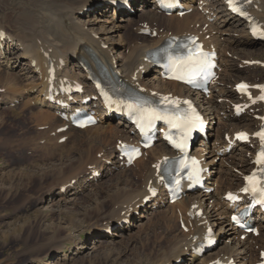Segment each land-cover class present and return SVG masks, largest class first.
Listing matches in <instances>:
<instances>
[{
    "label": "bare ground",
    "instance_id": "6f19581e",
    "mask_svg": "<svg viewBox=\"0 0 264 264\" xmlns=\"http://www.w3.org/2000/svg\"><path fill=\"white\" fill-rule=\"evenodd\" d=\"M243 1L248 4L251 16L263 24L264 27V0ZM47 2H51L52 4L60 3V5L57 4L59 7H52L50 5L47 8H37L36 11L40 14V20L37 21V24L32 25V27L21 26L19 28L20 32L16 35L6 32L2 22H0V33L5 34L7 37L3 42L2 36H0V81L3 82L1 85L8 89L7 94L5 93V100H9L11 103L22 98L25 100L27 98L26 95L36 91L30 104L32 105L34 103L33 105L40 107L39 114L46 118L54 115L63 126H66L67 122L55 114L53 106L47 102L45 97L49 75L48 66L50 64L54 65L56 69L55 76L57 78L67 77L65 76V74L69 73L67 65L68 63L74 62L79 70L74 66L73 75L67 78L70 80L76 78L86 84L87 73L83 68L87 64L92 68L90 62L93 60L92 58L102 59L109 68L114 66L116 63L115 60H118V69L121 75L131 84L138 82L148 90L157 91L159 95L160 93L165 95L173 94L195 99L204 111L206 117L214 123V134L211 135L210 133L208 140L203 141L196 148L199 154L207 158L208 165L213 167V176L210 178L208 184L214 188V192L210 194L200 192L194 196L188 195L177 204L170 205V208L167 210H164V207L161 208L165 202L161 194L153 201L151 206H158L157 213L155 214L161 215L162 220L167 223L165 227L169 233L176 230L173 223L177 216L179 219L181 217L183 218L189 228V233L186 234L187 232L185 233L183 230H180L171 239V247L170 249L168 248L169 250L167 249L164 256L157 260L153 258L152 260L149 259L150 264L178 263L187 256L185 249L186 247L192 248L194 238L197 235L201 236L204 234L206 223H210L216 228L218 227V233L221 235V238L227 235V244L223 251L216 255L203 256L202 258L191 255L188 259L190 264H209L217 258L222 257H228L229 259L235 258L238 264H258L260 262V255L256 254V248H264V216H259L258 228L259 230L262 229L259 237L255 238L250 235L246 241H243L240 238L241 234L229 222L233 207L225 199V195L228 192L239 193L241 191L243 177L253 168V160L257 153L258 144L257 142H253L252 147L249 145L243 146V149L240 151L244 158L240 164H237L234 161L233 153L235 151L233 148L236 146L230 149V141L222 136L224 132L233 139L236 133L242 131H247L253 135L259 130L261 124V121L257 117L264 116L261 106H259V111H254L253 114L243 116L240 119L233 115L232 110H229L230 100H233V103L244 102L237 97L234 91L235 85L239 81H244V79L239 78L238 74L239 79H235L229 73L232 65H228V61L230 60L225 58L227 52L226 43L231 41L233 43H242L246 46L256 47L258 44L252 40L250 34L251 24L232 14L228 10V6L224 0H183V8L185 10L193 9L194 11L191 14L178 16L177 12L181 11L179 9L170 17L158 14L155 11V0H105L104 2L92 1L87 3L86 0H31L28 3L30 6H33L32 3L47 4ZM137 5H141V13L138 18H131L132 16L128 15L125 19L122 18L120 20L122 24L114 25V29L105 28L103 34L93 30L90 24L91 22L87 23L83 21V15L88 14L90 11L94 14L99 12L107 13L105 11L106 9L112 10L114 8L113 20L116 10L117 15L128 13V11H132ZM142 5L148 8H143ZM124 7L128 9L126 10ZM199 8L202 9L203 14L197 11ZM201 16L205 17L206 22L202 21ZM112 20L107 23L113 24L114 21L112 22ZM215 21L218 24H215ZM144 23L147 24L146 27H144ZM201 23L203 25L210 23L209 31L203 32V35L212 34V36L211 40H205V43L208 48L214 47L218 50L220 65L223 68L221 80L210 87L208 98H205L200 93L189 91L176 82L164 81L160 76L161 70L154 69L152 71V64L146 60L149 52L158 48L172 35H185L188 32L199 35L202 30L197 25H201ZM137 24L138 28L137 26L135 27L137 34L133 36L129 34L121 36L123 38L122 40L130 43L125 54L119 55L113 50H108L103 47L107 40H109L110 34L121 33L122 31L126 32L132 25ZM216 27L218 28L217 31ZM148 28H151V33H156V36H153V34L152 36L138 35L142 30ZM215 31L216 33L213 35ZM232 32L236 34L233 35V38L231 35ZM261 50H264V48ZM249 60V62L238 66L235 71L246 75V81L250 82L252 86L264 83V58L254 56ZM61 61H63V64L60 63ZM16 70H20V73L13 72ZM151 71L154 75L147 77ZM23 83L27 84L24 87L20 86L24 85ZM86 85L87 87H85L84 93L79 95L71 105L80 107L82 106L83 99L91 98L94 95L93 87L91 85L88 86V84ZM15 96L18 99L13 100ZM84 106L94 109L91 101ZM95 107L96 111L103 113L101 103ZM101 119L102 121L104 120L102 124H109V128L113 132L112 137L118 138V141L134 140L135 137L132 135L133 129L129 128L124 118L115 122L118 125H123L122 128L125 129L123 131L115 126L114 128L110 127L115 119L112 114H102ZM235 122L237 125L244 123L245 129H238V131H236L237 129L235 131L231 130ZM102 124L84 130H78L72 127L69 129L81 133L98 128ZM210 129L212 130V128ZM169 153L170 151L163 145H157L146 153L148 156L151 154L153 158L151 165L148 166V172L142 176V185L130 193L125 190L122 192L121 197L123 198L118 204L119 216L117 219H114L113 216L106 219L105 228L118 226V231H126L130 227L120 228L121 225L119 222L124 217H127L128 214L132 216V220L136 219L134 213L139 206L144 210L148 208V205H143L144 199L149 196L148 186L159 185V176L156 175L155 168ZM111 154L110 166L120 167L121 161L119 160L117 151L115 150ZM143 158L145 159L146 156ZM227 159L230 160L228 164L229 169L227 173L222 174L220 169L222 170V165ZM141 161L140 159L135 164L141 163ZM105 170L102 169L98 172L101 173L102 171L104 173ZM225 178L229 180L228 183H225ZM116 197L118 199V196ZM196 206L197 209H194ZM101 207L103 208V205ZM129 209L134 213L130 212ZM192 210L195 213L198 210L205 212L202 217L192 220L188 216ZM122 214L123 216H121ZM175 214L177 215L176 217ZM223 230L225 232H222ZM66 259L67 256L51 264H60Z\"/></svg>",
    "mask_w": 264,
    "mask_h": 264
},
{
    "label": "rangeland",
    "instance_id": "374dc122",
    "mask_svg": "<svg viewBox=\"0 0 264 264\" xmlns=\"http://www.w3.org/2000/svg\"><path fill=\"white\" fill-rule=\"evenodd\" d=\"M29 1L31 0H0V22L6 32L16 35L21 26L32 27L37 24L40 20L37 8L60 5L47 2L32 3L33 6H30ZM92 1L105 0H86V3ZM137 10L139 7L133 10V18L140 15L141 12ZM105 11L107 13L95 14L90 11L83 15V21L91 22L93 30L103 34L105 28L114 29V25L122 24L120 20L130 15L122 13L112 20L113 10ZM201 19L206 22L204 16ZM111 20L114 21L113 24L107 23ZM215 24L218 22L215 21ZM136 26L138 28V24L132 25L126 32L110 34L105 49L113 50L119 55L125 54L130 43L122 40L121 36L137 34ZM231 35L233 38L236 34L232 32ZM262 48L264 45L250 47L231 41L226 43L228 55L225 58L230 60L228 65H232L229 71L232 77H245L235 70L249 62L251 57L264 58ZM239 57L240 61L237 60ZM69 64L68 70L76 67L74 62L70 66ZM76 69L79 70L78 67ZM13 72L20 73V70ZM149 74L147 77L154 75L152 71ZM65 76L68 77V74ZM2 83L0 81V264H51L66 256L67 259L60 264H150L149 259L163 257L171 247V239L180 231V219L175 214L173 224L176 230L169 233L165 227L167 223L162 220L161 215L155 214L158 206H151L153 203L147 204L146 210L141 208L144 214L135 216L138 209L135 211L136 219H133L134 224L128 226V230L120 232L118 226H115L116 232L113 234H106L104 231L106 219L110 216L117 219L119 216L118 204L122 201V192L125 190L130 193L142 185V176L151 165V154L147 160L142 158L141 163L128 168L129 170L119 169L121 166L112 167L111 152H115L118 138L112 137L109 124L81 133L70 129L60 132L64 126L54 115L46 118L39 114L38 105L30 104L36 91L26 95L25 100L22 98L20 102L15 100L11 103L5 100L8 89ZM25 84L20 86L24 87ZM15 97L13 100L18 99ZM231 102L233 100L229 101L230 111ZM244 125H237L235 122L231 130L245 129ZM114 126L121 131L125 130L115 122L110 127ZM214 129L212 128L211 135L214 134ZM63 137L69 139L64 143L56 142ZM242 147L237 151V146L233 148L237 164L244 158L240 151ZM227 161L220 169L222 174L228 172L230 160ZM102 169H106L102 177L96 179L92 176L94 171ZM113 169L116 171L112 172ZM72 181L77 183L70 187ZM228 182L225 178V183ZM64 186L69 188L63 194L60 190ZM169 206L164 207L163 204L161 208L167 210ZM155 207L157 208L152 210ZM129 211L132 212L131 209ZM225 244V241L220 242L207 256L219 254ZM185 250L187 252L190 247ZM184 258L185 262L182 264H190V257Z\"/></svg>",
    "mask_w": 264,
    "mask_h": 264
},
{
    "label": "snow or ice",
    "instance_id": "6c2138e0",
    "mask_svg": "<svg viewBox=\"0 0 264 264\" xmlns=\"http://www.w3.org/2000/svg\"><path fill=\"white\" fill-rule=\"evenodd\" d=\"M229 3H232V0H229ZM234 10H237V9H234ZM241 14L243 15V13ZM253 35H256V29H253ZM0 36H3V33H0ZM261 38H264V34L261 35ZM207 59L208 58L202 52H199V46H197L196 49L191 51L188 60L183 61V62H177V61L172 62V67L174 68V70L177 71V74L174 75L172 78L184 80L187 77V82H191V77L203 72L205 68L209 66L207 63ZM238 87L241 91H244L248 88V85L241 84ZM261 99H264V97H261ZM163 100L177 107L179 106V103H180V101L178 100L172 101L168 97H164ZM184 103H188V102L185 101ZM145 112H146L147 118L149 119L162 118L160 114L157 112V110L155 109H145ZM184 123H185V126L188 127L189 131L191 127L194 126V121L191 118L185 119ZM173 126H176V125H173ZM257 136L260 138L262 142H264V130L257 133ZM238 138L246 140L247 135L241 133ZM172 142L175 147L181 149L182 151L186 149V143H177L175 141H172ZM165 163H168L167 160L165 161ZM181 163L184 168H190V171L188 172V178L198 181L199 171H200L198 167V162L193 160L191 161V165L183 161ZM256 163L258 165H264V150H262L259 153ZM157 167H159V165H157ZM246 180H247L249 187L245 188L244 191L245 192L250 191L253 195H259L262 198L261 202L264 203V177H257L255 174H253L249 177H246ZM177 184H179V180H177ZM228 198L230 200L235 199V197H233L231 194H229ZM233 219L236 220L237 223H239V220L236 217H234ZM241 227H243V225H241ZM249 230L253 231V229H249Z\"/></svg>",
    "mask_w": 264,
    "mask_h": 264
}]
</instances>
